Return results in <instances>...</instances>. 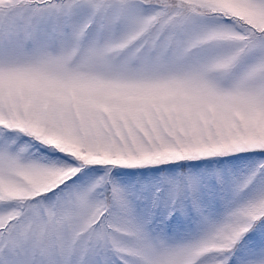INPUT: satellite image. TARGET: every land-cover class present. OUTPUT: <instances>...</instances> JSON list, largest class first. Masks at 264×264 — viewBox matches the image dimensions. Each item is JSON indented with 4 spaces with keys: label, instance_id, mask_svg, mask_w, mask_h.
Returning a JSON list of instances; mask_svg holds the SVG:
<instances>
[{
    "label": "snow or ice",
    "instance_id": "snow-or-ice-1",
    "mask_svg": "<svg viewBox=\"0 0 264 264\" xmlns=\"http://www.w3.org/2000/svg\"><path fill=\"white\" fill-rule=\"evenodd\" d=\"M0 264H264V0H0Z\"/></svg>",
    "mask_w": 264,
    "mask_h": 264
}]
</instances>
